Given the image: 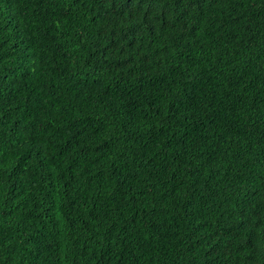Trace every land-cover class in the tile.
<instances>
[{"label": "trees", "instance_id": "obj_1", "mask_svg": "<svg viewBox=\"0 0 264 264\" xmlns=\"http://www.w3.org/2000/svg\"><path fill=\"white\" fill-rule=\"evenodd\" d=\"M0 264H264V0H0Z\"/></svg>", "mask_w": 264, "mask_h": 264}]
</instances>
